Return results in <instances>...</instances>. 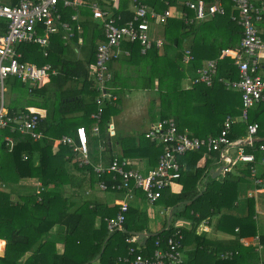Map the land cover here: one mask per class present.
I'll use <instances>...</instances> for the list:
<instances>
[{
	"label": "trees",
	"instance_id": "1",
	"mask_svg": "<svg viewBox=\"0 0 264 264\" xmlns=\"http://www.w3.org/2000/svg\"><path fill=\"white\" fill-rule=\"evenodd\" d=\"M184 1L144 0L157 11L174 5L186 11L188 16L193 15L192 11L185 8ZM226 1L232 5L231 0H223L226 9L224 14H215L192 23L185 22L184 18L176 15L168 18L165 23L158 24L162 32V45H153L145 54L140 53L138 42H123L121 48L128 50L129 54L122 55V58H112L108 62L109 67L111 63L119 61L122 68L120 72L112 67V82L116 89L114 92L123 94L130 87L154 90L155 97L151 102L155 109L151 110L150 120L154 121L158 112L161 119L172 118L180 130H187L190 135L206 137L218 134L224 118L227 115H238L241 108L240 92L224 84L225 80H235L238 77L233 59L225 56L218 60L216 75L210 85L199 82L187 88L185 81L189 77L188 73L200 67L205 60L217 58L222 48H234L239 44L242 28L231 19L235 11L229 13ZM128 4L129 0H126L125 7L120 5L116 11L121 16L120 23L132 18ZM60 10L63 19H69L71 9L61 7ZM79 12V23L83 29L81 44L74 39L70 46H66L63 44L62 33H55L50 35V43L46 49L35 43L19 45L22 61L38 65L50 64L58 70L56 77L43 86L31 89L19 79L9 78L10 87L16 90V95L20 92L24 96L26 105L41 106L46 113L44 117H40L37 125L36 131L42 134L39 139L33 140L27 133L11 132L8 127L0 129V238L6 240L5 253L0 256V262L4 261L6 264H20V257L24 258L23 264H92L90 260L95 257H98L101 264H115L119 256L126 255L130 246L136 247V243L130 244L126 238L133 232L140 231L143 223L141 209L129 206L122 229L108 230L105 218L114 216L119 205L108 206L105 202L82 199L87 188H93L100 179L95 175L92 165L72 164L74 152L67 145L60 144L53 150L52 140L76 127V121H73L75 115L65 118V122L62 119L76 113L75 111L83 110L84 118L90 120L89 114L96 110L95 98L99 95L90 75V67L95 60L97 43L104 41L105 37L100 23L91 18L87 6L80 7ZM76 44L79 55L75 47H72ZM185 46L193 55V60L188 64L182 61ZM129 71H133L132 74ZM105 90L109 92L107 87ZM30 94L43 100L28 99ZM115 102L117 101H108L112 110H117L111 104ZM11 105L8 106L10 115L17 114L20 110L27 111L26 105L21 106V109L13 102ZM89 105L93 107L87 109ZM108 113L109 111H105L102 115L108 118ZM247 122H257V133L264 135V101L249 109ZM247 122L233 123L229 137L243 138ZM86 129L89 130L87 127ZM5 136H11L14 142L11 150L4 140ZM103 136L106 151L111 152V156L109 154L104 159V163L108 164L114 154L110 137H106V132ZM136 137L139 139L137 142ZM117 140L123 157L145 158L151 165H156L162 151L161 145L134 133ZM260 143L264 144V141H256L253 147H247L254 151L258 159L264 155V151L262 156L259 154L257 147ZM34 156L37 157V163L34 162ZM203 157L206 159L199 166ZM210 158L217 160L218 153L205 148L189 151L179 157L180 177L176 182L181 183L182 188L170 195L165 191L168 188L163 189L164 194L158 198V202L173 207L172 214L177 217L200 222L218 216L215 224L218 229L242 238L256 236L259 223L255 219L252 199H247L246 212L241 217H234L230 213L238 199V183L251 177L250 167L253 163L239 162L224 175L208 177L204 181V176L212 165ZM95 161L92 158V162ZM69 165L73 167L72 170L67 168ZM262 172L260 176L264 178V165ZM102 178L109 184V176L103 175ZM26 180L27 184L20 185V181ZM37 182L41 184L39 189H42L36 192ZM50 185L53 187L50 188ZM52 227H56V232L59 229L65 231L64 250L61 253L56 250L52 252V249L46 247ZM173 229L170 224L163 231L151 235L147 241V250L140 249L142 253H152L156 238H160L161 245L164 246ZM195 229V226L180 227L183 234L182 264H193L197 257L198 264H260V253L253 246L226 245L222 248H210L211 245L207 246L205 238L196 233ZM227 251L236 253L231 259L222 260L220 254ZM79 255L83 257L78 258Z\"/></svg>",
	"mask_w": 264,
	"mask_h": 264
},
{
	"label": "built area",
	"instance_id": "2",
	"mask_svg": "<svg viewBox=\"0 0 264 264\" xmlns=\"http://www.w3.org/2000/svg\"><path fill=\"white\" fill-rule=\"evenodd\" d=\"M117 2L118 0H110ZM234 13L231 19L242 28V36L239 44L234 48H222L217 58L206 60L195 69L191 79L193 84L205 83L210 85L216 75L218 60L225 56L233 59L238 77L235 80H225L226 87L237 90L241 94V108L238 115H227L223 125L216 135L198 137L190 135L187 130H180L172 118H162L153 122L144 132V137L149 141L159 144L162 151L157 158L156 165L143 174L131 167L126 159L114 157L110 163L99 161L92 165L95 175L100 177L98 187L101 190L122 191L124 199L117 201L118 211L112 217H106L107 229L110 231L121 230L125 220V213L129 208L127 200L133 198V191L140 190L149 203H154L162 195V190L171 186L180 177L179 157L189 151L205 148L208 151H216L218 160H223L224 165L220 169L223 175L229 172L239 162H251L250 175L255 184L264 187V178L261 177L254 163L260 160L264 163V155L259 159L252 150L247 147L254 146L257 137L258 123L247 122L248 111L255 104L264 101V77L259 73L261 64L260 51L263 48V39L259 33L257 23L264 14V0L255 3L253 0H231ZM132 18L121 22V16L116 11H111L105 5L97 1L86 0H19L9 5L0 2V18L6 20V30L0 36V129L8 127L11 132L27 133L33 140L42 137L37 132L40 117L35 113L19 112L10 115L4 108L2 97L4 93V81L10 76H16L23 81L42 83L55 74V70L49 65L42 66L20 60L21 54L17 50L19 43H37L43 46L48 44V36L58 31H63V38L67 42L74 36V31L82 29L79 23V8L87 6L94 20L101 22V28L105 40L96 47L95 60L91 64V77L95 87L99 90V96L95 102L97 109L92 114L94 124L91 131L99 132V121L104 111V103L114 100L116 97L106 92V83L110 79L108 62L121 54L128 55V50L121 48L123 42H138L140 53L145 54L153 45L160 47L162 38L150 36V24H163L168 18L176 16V10L167 6L162 11L145 3L144 0H130ZM186 9L193 12L188 16L181 10L178 15L185 22L201 21L215 14H224L226 9L223 0H185ZM69 8V19H63L60 8ZM42 30L43 34L39 31ZM47 52L44 51V54ZM193 60L189 48L183 50L182 61L188 64ZM246 121V133L241 139H231L230 129L235 122ZM109 133L113 134V126H109ZM76 142L73 138L63 136L54 139L52 145H67L74 153L78 154L79 165H90L88 159L87 130L83 125L75 129ZM9 149L14 146L11 136H5ZM264 151V144L257 147ZM230 152V153H229ZM109 176V184L102 176ZM183 234L178 227L166 238L164 246L161 239H155V248L150 255H144L140 248L130 246L126 255L119 256L115 264H182L181 248ZM128 243H137L138 237L131 235L126 238ZM236 252L227 251L220 254L222 260L231 259Z\"/></svg>",
	"mask_w": 264,
	"mask_h": 264
},
{
	"label": "crops",
	"instance_id": "3",
	"mask_svg": "<svg viewBox=\"0 0 264 264\" xmlns=\"http://www.w3.org/2000/svg\"><path fill=\"white\" fill-rule=\"evenodd\" d=\"M18 1L19 0H0L1 3H5V4H9V5L15 4ZM93 1H97L101 5H105L111 11H113V10L117 11V9L120 7V5H121V7L122 6L125 7V1L126 0H118L116 3L112 2L110 0H93ZM259 1H261V0H257V2H255V3H258ZM88 2H90V1H88ZM128 6H129V9L131 10L130 0H129ZM226 6H227V9H228L229 13L232 14V12L234 11L232 5L229 2L226 1ZM171 8H174L176 10L177 15H178L179 12H181V9L177 8L174 5L171 6ZM178 17H180V16L178 15ZM95 21H98L100 23V28H101V22L99 20H95ZM5 22H6L5 19L0 18V36L5 33V30H6ZM257 27H258L259 33H260V35H261V37L263 39V48L260 51L261 64H260L259 73L262 75V77H264V18H262V20L259 23H257ZM152 30H153V33L150 34V36H152L153 38H157V37L162 38L161 35L160 36L157 35L155 29H152ZM82 31H83V29L78 30V31L77 30L74 31V36L71 37L67 42H65V40L63 38V31H58L57 33H62V39L64 40L63 44L66 45V46H68V44H69V46H70L71 42H73L74 39H76V43H78V44L82 43V41H83V32ZM39 33L43 34V31L40 30ZM49 41H50V35L48 36V44H47V46L41 45L43 47V49H46L48 47V45L50 43ZM100 42H98L97 45ZM24 44H25V42H22V43H19L18 46H17V50L20 52V54H21L20 46L24 45ZM35 44H37V43H35ZM73 46L75 47V51H77V54L79 55L78 45L77 44H76V46L72 45V47ZM185 48H188V47L185 46L183 48V50ZM122 55H125V54H121L120 58H122ZM21 57H20V60H21ZM23 62H27V61H23ZM28 63H34V64L38 65L35 62H28ZM39 66H42V65H39ZM112 67L114 69H117V70L119 69L120 72L122 71V68H120L119 61H115V62L111 63V66L108 67L109 73H110V79L107 81V83L110 81L109 82V86L106 83V87H107L108 91L112 95H114L116 97L111 102H113L115 100L117 102L111 103V104L113 105L112 107H116L115 109H117V110H112V108L108 107L109 106L108 105L107 106L108 108L106 107L107 109H105V107H104V111L103 112H105V111H109V112L112 111L113 112V111L121 110V108H123L124 103H125V93L124 92L126 90H128V92H130L129 94L132 95V99L133 98L135 99L132 102H130V104L132 105V109L127 108L126 110H135V107L137 106L136 100L137 101L141 100V99H137V96L140 93L144 94L145 98H148V101L149 100L151 101V99L153 97H155L154 90H148V89H145V88H142V89L137 88L136 89V88H131L130 87V88L126 89L123 92L124 94L114 92V91H116V89H114V83L112 82V78H113V76H112ZM53 69L55 70V74H51L49 76V78L46 79L45 81H43L42 83L33 82V81H23V80H21L20 78H18L16 76H10V77L19 79L20 82H22L23 84L27 85L28 87H30L29 89H31L33 87L43 86L46 83H49L50 80H52V78L56 77L58 75V70L56 68H53ZM194 71H193L192 74L190 72L188 73L189 77L187 78V81H185L186 82L185 86H187V88H190L193 85L192 82L189 83V79L194 76V74H195ZM129 72H131V74H132L133 71H129ZM10 77H8L7 79H9ZM118 82H119V80H117V83ZM93 84H94V82H93ZM7 88H10V89L9 90L7 89L8 95H7V99H6V102H5L4 93L6 91L5 90L6 88H5V81H4V93H3V97H2V102L4 103V108L7 111H8V106H10L12 104V102L14 104H16L19 109H21V106L26 105L25 98L20 92H17L18 95H16V90H12V88L10 87V84H7ZM138 92H139V94H138ZM13 95H14V97H12ZM17 97L21 99L20 100L21 102H18V103L15 102L16 99H17V101H19V99ZM28 99L35 100V101H42L43 100L41 97H37V96H35L33 94H30L28 96ZM95 105H96V109H97V104L95 103ZM25 110H27V111H24V110H20V111L24 112V113H32L33 112V113L37 114L39 117H41V118L44 117L45 113H46V110L43 109L41 106L39 107V106H34V105H31V106L26 105L25 106ZM95 111L96 110H94V111L92 110L90 112V114H89L91 123L86 122V119L81 114V115H79V117H81V118H79L76 121V123L74 124V126H76V127L79 126V125H83L85 128L86 127L89 128V130L87 131V134H88L87 147H88V159L90 161V165H95L99 161L104 163V159H106V157L109 154L111 156V152L108 153L106 151V147L104 146L103 133L106 132V135H107L106 137L107 138L110 137V139H111V149H112V153L114 154V157H119V158L126 159L131 167L135 168L136 170L140 171L143 174L147 173L149 170H151L155 166V165H151L147 160H145V158L123 157V155H122L123 151H122V148L120 147L117 139L119 137H121V136L130 135L132 133L141 134V137H144V132L150 127V125L153 122L156 121V119L157 120L161 119V117L158 116V118H155L154 121H152L149 118H147L148 121L146 122L145 126L142 127V128H140L138 125H132V127L130 129V133H129V132H126V131H123V132L120 131L121 126H119L117 118L110 119L109 116H108V118H105V116L102 115V117L100 119L101 121H99V132L98 133H94V132L91 131V127L94 124V118L92 117V114L95 113ZM67 117H70V116L67 115L66 117H64L62 119V122H65V118H67ZM164 118H166V117H164ZM111 125L113 126V134H110L109 131H108L109 130V126H111ZM76 127L72 131H70V132H68L66 134H63L60 137H56L54 139H60L63 136H68V137L73 138V140L76 142V133H75ZM117 131H119L120 134H118ZM137 140H139V139L136 137V142H137ZM255 141H257V142L258 141H264V135H260V133L259 134L257 133V137L255 138ZM57 147L58 146L54 145L53 146V150L57 149ZM249 148H251V147H249ZM259 154H260V156H262V151H260ZM78 157H79L78 154L74 153V157L72 158L71 163L72 164L75 163V165L82 166V165H79ZM92 158L95 159L96 161L92 162ZM205 159H206L205 157H203L201 159V161L199 163V166H201L202 163H204ZM210 160H211V164L212 165L209 167V169L207 171L208 174L206 176H204V181L207 180L208 177H218V176H222L223 175L222 173H220L219 169H221V167L224 165V161L223 160H218V159L217 160H212V158H210ZM34 162L37 163V157L36 156H34ZM71 165L67 166V168L69 170L73 169V167ZM263 165H264V163H262L260 160H258L257 162L254 163L256 171L258 172L259 175H260V173L263 174V172H262ZM233 168L234 167H232V169ZM218 171H219V174H218ZM246 181H249V184H250L251 187L247 186L248 183H246ZM27 183H28V180L20 181V185H25ZM39 186H41V184L39 182H37L36 183V192L38 190L42 189V187L39 189ZM252 186H253V189H252ZM166 188L169 189V190H165L167 192V195H170L172 192H178L179 190H181L182 184L179 183V182H175L171 186H168ZM136 191H139V190H134L133 191V198L131 200L130 199L127 200V202H128L130 207L135 208V209H140L139 207H137L138 205H132L131 204V201L134 199ZM97 192H103V193H97ZM112 193H115L117 196H119V198L118 197H114L112 199V201H108L107 198ZM163 194H164V191L162 192V195ZM237 195H238V199L235 202V207L231 209L230 213L232 215H234V217H241L242 214H244L246 212V201H247V199H252L253 202H254V208H255V213H256L255 219L259 223L258 232H257L256 236L242 238V237H238L234 233L218 229L215 226L218 216L211 217L209 220L204 219V220H202L200 222H194V220L191 221V220L184 219L181 224H179L181 222V220H179V223H176L175 226H173V227H179L180 228L182 226H186V227L195 226L196 233L201 234V236L205 238L204 242H205V244L207 246L210 244L211 245L210 248H222L223 246H226V245H233V246H241L242 247V241L245 240L247 243H249L246 246H253L254 249L260 253L261 250H262L261 247H262V245H264V234H263L264 233V187H261L258 184H255L251 177L250 178L247 177V178H245L244 180H242L241 182L238 183ZM82 199L96 200V201L103 202V203L105 202L108 206H112L113 204L117 203L116 200L121 201V200L124 199V193L122 191L121 192L108 191V190L101 191V190H98L97 188L94 189V190H92L90 188H87V190L83 194V198ZM261 199H262L263 202H260ZM70 202H71V200H70ZM155 202H158V199ZM162 206H163V208H165V210L161 211L160 213L163 214L164 218L162 219L159 228L156 229L157 231L156 230L152 231L151 229H149L147 222L144 221L145 223H142L140 225L141 229L138 232H144L145 235L143 237H141V238H138V242L136 243V247H138L140 249H143V250H147L148 238L151 235H155L156 233H158V231L161 232L164 229H166L171 224V222H170L171 218L172 217H177L176 215L172 214L173 207H168L167 205H165L163 203H162ZM141 212H143V211L141 210ZM224 226H227V225H224ZM234 231H235V229H234ZM58 232H60V233H58ZM48 234L49 235H48L46 244H47V247H49V250L52 249L51 250L52 252L56 250L57 253H61L64 250V239H65V231H64V229H59L56 232V227H52V229L49 231ZM132 235H134V234L132 233ZM244 246H245V244H244ZM5 247H6V240L0 238V253H1V249L2 248L5 250ZM184 251H185V249H183V255L185 253ZM4 253H5V251H4ZM0 256H3V254H1ZM185 259H186V256H185ZM95 260L100 263L98 257ZM93 261L94 260H92V264H93ZM198 262H199V257H197L193 261V264H198ZM200 264H204V263H200ZM260 264H262V263L260 262Z\"/></svg>",
	"mask_w": 264,
	"mask_h": 264
},
{
	"label": "rangeland",
	"instance_id": "4",
	"mask_svg": "<svg viewBox=\"0 0 264 264\" xmlns=\"http://www.w3.org/2000/svg\"><path fill=\"white\" fill-rule=\"evenodd\" d=\"M253 1L254 2H257V0H253ZM152 29H155L156 30L157 35L160 36L162 34L161 27L158 24H154V23H151L150 24V31H149L150 34L153 33V30ZM192 73H193V71L191 72V74ZM192 78L189 79V83L191 82V79ZM7 84H10L9 79H6L5 80V88H6L5 89L6 91L4 93L5 102H6L7 95H8L7 89L8 90L10 89V88H7ZM124 93H125V103H124L123 108H121V110H119V111H113V112L110 111L108 113V115H109V118L110 119L117 118L118 123H119V126H121V129H120L121 132L126 131V132H129L130 133V129H131L132 125H138L140 128L144 127L145 124H146V122L148 121L147 118H150L151 110L154 111L155 108L153 106L154 103L152 105V102L150 100L148 101V98H145L144 94H142V93L139 94V92H138L139 95L137 96V99H141V100L140 101H137L136 100L137 106L135 107V110H126L127 108L132 109V105L130 104V102H132L135 99L134 98L132 99V95L129 94L130 92H128V90H126ZM18 99H19V101L16 100V102L17 103L18 102H21L20 101L21 99L20 98H18ZM108 105L109 104L107 102L104 103L105 109H107L108 107H110V105L109 106ZM92 107H93L92 105H89L87 107V109H91ZM75 112L76 113H74V114L71 113L69 115V116L75 115V117L73 118V121H77L79 118H81V117H79V115H81V114L83 115V112L84 111L83 110H79V111H75ZM104 113H103V115H104ZM158 116H159V113L156 112L155 117L158 118ZM86 122L91 123V121L89 119H87V118H86ZM117 133L120 134L119 131H117ZM249 181H246V183H248L247 184L248 187H251L250 184H249ZM52 187L53 186L50 185V188H52ZM96 188L98 190H101L98 187V181L95 182V185L91 189L94 190ZM252 189H253V186H252ZM101 191H105V190H101ZM97 193H103V192H97ZM114 197H118L119 198V196H117L115 193H112L111 195L108 196L107 199H108V201H112V199ZM68 202H69V200H68ZM260 202H263L262 199L260 200ZM131 204L132 205H138L137 207H139L143 211V213L141 214V216L143 217L142 218V222L143 223H144V221L147 222L149 229H151L152 231H155L157 228H159V226L161 224V221L164 218L163 214L160 213V212L163 211V210H165V208H163V206H162V203H160V202H155L154 204L153 203H149L148 200L143 195V193L139 190V191H136L135 192V196H134V199L131 201ZM179 220H181L180 223H179ZM183 220H184V218H181V217H172L171 220H170L171 226H175L176 223L181 224L183 222ZM97 221L98 220L96 219L95 222L97 223ZM58 233H60V232H58ZM243 243L245 244V246L247 244H249L245 240L242 241V245H244ZM84 245L85 244H83V246ZM46 247H47V245H46ZM261 248H262V250H261V252L259 254V257H260V262L262 264H264V245H262ZM47 249H49V247H47ZM82 257H83L82 255H79L78 256V258H82ZM95 259H97V257L93 258V260H94L93 261V264H100ZM19 261L21 262L20 264H23L24 263V258L23 257H20L19 258ZM90 261H92V260H90ZM0 264H6V262L1 261Z\"/></svg>",
	"mask_w": 264,
	"mask_h": 264
},
{
	"label": "water",
	"instance_id": "5",
	"mask_svg": "<svg viewBox=\"0 0 264 264\" xmlns=\"http://www.w3.org/2000/svg\"><path fill=\"white\" fill-rule=\"evenodd\" d=\"M219 170H220V169H219ZM218 174H219V171H218ZM133 234L136 235L138 238H141V237H143V236L145 235L144 232H133ZM4 251H5V250L2 248V249H1V253H0V255H1V254H4Z\"/></svg>",
	"mask_w": 264,
	"mask_h": 264
}]
</instances>
